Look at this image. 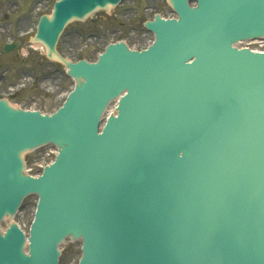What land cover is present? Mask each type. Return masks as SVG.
<instances>
[{"label": "water", "instance_id": "1", "mask_svg": "<svg viewBox=\"0 0 264 264\" xmlns=\"http://www.w3.org/2000/svg\"><path fill=\"white\" fill-rule=\"evenodd\" d=\"M119 1L59 0L40 18L34 41L75 81L60 108L0 100V227L38 199L27 238L0 230V264H58L66 238L78 264H264V53L232 47L264 36V0H169L176 18L145 23L146 50L55 52L68 22ZM44 144L57 156L26 175L22 154Z\"/></svg>", "mask_w": 264, "mask_h": 264}, {"label": "rangeland", "instance_id": "2", "mask_svg": "<svg viewBox=\"0 0 264 264\" xmlns=\"http://www.w3.org/2000/svg\"><path fill=\"white\" fill-rule=\"evenodd\" d=\"M13 1L27 0H0V13L6 14V9ZM35 1L30 0L28 10L34 6ZM46 1L48 4L44 3ZM53 1L45 0L39 7H48L49 10ZM133 1L127 0L109 12L98 11L83 22L69 24L58 41V52L70 61H94L104 46L113 41L121 40L130 48L142 49L152 39V36L144 31L142 21L154 13L167 16L170 10L165 1L161 2L160 8L157 9H144L133 4ZM131 6L133 9L130 10ZM48 10L44 9L43 12ZM24 11L27 16V10ZM130 15H133L132 22L127 23L126 19ZM34 17L35 15L31 14L28 21L26 17V21L10 16L5 21L0 19V98H6L11 104L22 109L50 113L61 105L74 81L66 75L61 65L44 57L41 46L32 47L27 38L18 39V34L34 30L37 21V17ZM17 21L22 24L17 26ZM11 39L21 42L22 45L11 53L2 54V46ZM46 151V147H42L26 154L24 158L28 168L32 166L35 156L39 159ZM35 204V196L25 198L21 210L13 218L24 231H27L31 223ZM5 225L7 221L4 222ZM59 249V264H77L79 241L66 240Z\"/></svg>", "mask_w": 264, "mask_h": 264}, {"label": "flooded vegetation", "instance_id": "3", "mask_svg": "<svg viewBox=\"0 0 264 264\" xmlns=\"http://www.w3.org/2000/svg\"><path fill=\"white\" fill-rule=\"evenodd\" d=\"M165 0H134L133 3L137 6L144 7V9L160 8L159 4Z\"/></svg>", "mask_w": 264, "mask_h": 264}]
</instances>
